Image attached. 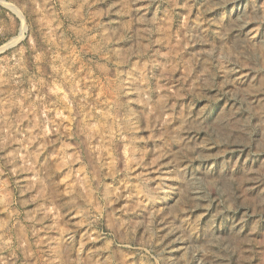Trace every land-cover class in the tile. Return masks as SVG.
I'll return each mask as SVG.
<instances>
[{
	"label": "rangeland",
	"instance_id": "374dc122",
	"mask_svg": "<svg viewBox=\"0 0 264 264\" xmlns=\"http://www.w3.org/2000/svg\"><path fill=\"white\" fill-rule=\"evenodd\" d=\"M0 264H264V0H0Z\"/></svg>",
	"mask_w": 264,
	"mask_h": 264
}]
</instances>
